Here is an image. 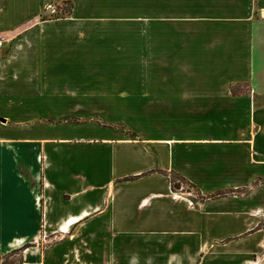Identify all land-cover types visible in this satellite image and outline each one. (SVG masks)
<instances>
[{"label":"crops","instance_id":"1","mask_svg":"<svg viewBox=\"0 0 264 264\" xmlns=\"http://www.w3.org/2000/svg\"><path fill=\"white\" fill-rule=\"evenodd\" d=\"M0 33V264H264V0H0Z\"/></svg>","mask_w":264,"mask_h":264},{"label":"built area","instance_id":"2","mask_svg":"<svg viewBox=\"0 0 264 264\" xmlns=\"http://www.w3.org/2000/svg\"><path fill=\"white\" fill-rule=\"evenodd\" d=\"M64 6H65L64 3L48 4L44 7L43 14L48 17H57V16L66 15L67 11ZM5 42H6L5 37L0 33V48L3 47Z\"/></svg>","mask_w":264,"mask_h":264},{"label":"rangeland","instance_id":"3","mask_svg":"<svg viewBox=\"0 0 264 264\" xmlns=\"http://www.w3.org/2000/svg\"><path fill=\"white\" fill-rule=\"evenodd\" d=\"M64 7H66V6H64ZM173 182L178 186L177 188H181L183 190H188L194 194H198L196 189L188 183H184L183 181H179L177 179H174Z\"/></svg>","mask_w":264,"mask_h":264},{"label":"trees","instance_id":"4","mask_svg":"<svg viewBox=\"0 0 264 264\" xmlns=\"http://www.w3.org/2000/svg\"><path fill=\"white\" fill-rule=\"evenodd\" d=\"M62 3H64V5L66 6L65 9L67 11V14L70 13V11L72 9V3H70L69 1L68 2L67 1L66 2H62ZM232 91H233V89H232ZM172 187L177 188L178 186L173 182L172 183Z\"/></svg>","mask_w":264,"mask_h":264}]
</instances>
